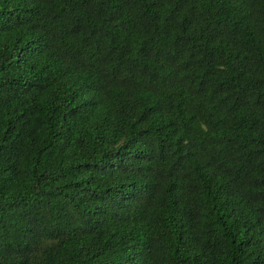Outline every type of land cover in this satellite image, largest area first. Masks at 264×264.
Listing matches in <instances>:
<instances>
[{
  "label": "trees",
  "instance_id": "1",
  "mask_svg": "<svg viewBox=\"0 0 264 264\" xmlns=\"http://www.w3.org/2000/svg\"><path fill=\"white\" fill-rule=\"evenodd\" d=\"M0 264H264V0H0Z\"/></svg>",
  "mask_w": 264,
  "mask_h": 264
}]
</instances>
